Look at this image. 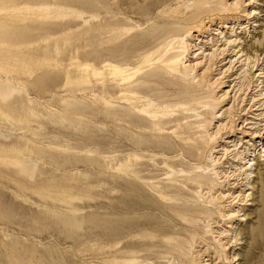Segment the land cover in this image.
<instances>
[{
  "label": "rangeland",
  "instance_id": "1",
  "mask_svg": "<svg viewBox=\"0 0 264 264\" xmlns=\"http://www.w3.org/2000/svg\"><path fill=\"white\" fill-rule=\"evenodd\" d=\"M146 215L173 238L110 248ZM143 253L264 264V0H0V264Z\"/></svg>",
  "mask_w": 264,
  "mask_h": 264
},
{
  "label": "bare ground",
  "instance_id": "2",
  "mask_svg": "<svg viewBox=\"0 0 264 264\" xmlns=\"http://www.w3.org/2000/svg\"><path fill=\"white\" fill-rule=\"evenodd\" d=\"M134 175L135 174H133V176ZM119 184H120L119 182L116 183V185H119ZM124 189L126 190V192H124V193H121L120 189H114L115 195L113 197L114 200L112 202V206L118 212L122 213V211H129L130 209H138V210L144 209V211H160V209L162 210V208H165V207H163L165 204L162 201H160L159 199H158V201L149 202V198H146L147 193L144 192L142 189H139V190L136 189V187L133 185V182H131V181L129 182V184L127 186L124 187ZM172 204H173V202H172ZM109 209H110V207H109ZM111 210L116 213V211L113 210V208ZM111 210H109V211H111ZM111 213H110V215H111ZM160 213H162V212L160 211ZM112 215H113V213H112ZM159 216H161V215L159 214ZM116 219H118V218H116ZM113 220H114L113 218L110 219L111 225H112V223H114V225L117 226L116 227L117 229H120L121 227L126 226L127 231L115 232V233L110 232L108 234L106 233L111 239L112 238L116 239V241L113 240L115 242H114L113 246H110V248L115 247V246L117 247V245L120 243V241L124 240L127 236L131 235L130 233H133L134 231H137V230L140 232L143 230L145 231L146 230L145 228H147V227H152V229L151 230L149 229L146 232L143 231L140 234L137 233L141 238L125 241L126 243L128 242L129 245H133V248H131V246L129 247V249H132L131 252L128 250L130 253L139 254V253H141L140 251L144 250V249L149 251V252H152V251H154V246H159V243H157V242L154 243L155 238L162 237V239H163L164 237H166V240H171L173 238L172 235L174 234V232L171 231L172 228L168 229V226L162 225V221L157 216L147 217V215H146L143 218H141L139 216H128V218L125 217V220H123L121 223L118 222L117 224H116V221L114 220V222H113ZM117 221H119V220H117ZM165 225H168V224H165ZM170 233H173V234L171 235ZM176 233H178V232H176ZM145 234L151 238L148 237V240L142 239L143 236H146ZM177 235H179V233ZM178 238H179V236H178ZM110 242H112V241H110ZM126 243H124L123 245H125ZM138 244L141 247L136 246ZM176 244L177 245L174 248V250H177V253L180 250H184L183 246L178 245V243H176ZM166 251H167V249H166ZM143 255H144V253H143ZM147 255L145 254L144 256L139 257L143 261V264L148 263V256L150 254L148 256Z\"/></svg>",
  "mask_w": 264,
  "mask_h": 264
}]
</instances>
